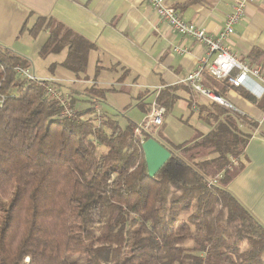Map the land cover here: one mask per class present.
Listing matches in <instances>:
<instances>
[{
	"label": "trees",
	"instance_id": "obj_1",
	"mask_svg": "<svg viewBox=\"0 0 264 264\" xmlns=\"http://www.w3.org/2000/svg\"><path fill=\"white\" fill-rule=\"evenodd\" d=\"M41 29L49 36L39 55L67 47L61 65L84 73L93 45L51 18L28 33ZM30 66L0 47V264H264V227L228 190L245 166L252 120L199 105L208 133L173 147L157 140L170 157L149 177L141 140L162 126L136 136L133 123L89 118L92 108L62 118L43 86L16 71ZM203 84L221 96L216 81ZM171 103L157 98L166 111Z\"/></svg>",
	"mask_w": 264,
	"mask_h": 264
},
{
	"label": "crops",
	"instance_id": "obj_2",
	"mask_svg": "<svg viewBox=\"0 0 264 264\" xmlns=\"http://www.w3.org/2000/svg\"><path fill=\"white\" fill-rule=\"evenodd\" d=\"M185 1L165 0V4L177 8ZM235 1L203 0L175 9L185 21L214 36ZM38 17L57 21L93 45L84 73L75 75L61 65L67 47L45 57L39 55L49 34L43 29L35 36L28 33ZM227 46L236 51L240 61L264 70V0H253L246 6ZM0 47L28 59L34 76L54 80L62 93L73 94L75 101L81 102L79 110L92 108L97 116L115 120L121 129L127 123H142L161 93H167L172 103L165 110L162 131L158 133L157 128L153 132L157 143L177 146L210 129L198 118V110H192L193 105L198 109L207 103L181 83L205 57L206 49L173 32L146 0H0ZM176 47L189 52L180 55L174 51ZM63 51L64 57H51ZM251 53H258L256 60L250 58ZM37 63L42 64L43 74L37 72ZM218 86L221 96L255 123L244 151L245 166L228 190L264 227V99L252 101L243 89L223 83Z\"/></svg>",
	"mask_w": 264,
	"mask_h": 264
},
{
	"label": "built area",
	"instance_id": "obj_3",
	"mask_svg": "<svg viewBox=\"0 0 264 264\" xmlns=\"http://www.w3.org/2000/svg\"><path fill=\"white\" fill-rule=\"evenodd\" d=\"M252 1L236 0L232 5L231 13L226 16L221 30L213 36L195 24L185 21L175 8L165 4V0H146L157 18L165 22L173 32L190 38L206 49L205 57L198 61L196 69L188 73L181 83L189 87L207 104H217L241 117H245V114L235 108L227 99L206 88L202 79L204 76H208L218 83L229 85L231 88L243 89L256 100L264 96V70L259 66L240 61L236 51L227 46V40L233 34L234 26L242 20L246 6ZM174 51L180 55L189 52L185 47H176ZM16 71L29 82L39 81L28 69H16ZM53 83L52 80H43L44 94L62 107L60 117H73L75 112L68 104L67 94L62 93L59 87L56 89ZM1 103L2 99H0V105ZM192 110H198L196 105H193ZM164 114L165 108L153 103L142 123L136 126L135 135H140L142 131H149L153 127L160 126ZM144 142L142 139L141 144ZM233 164L236 163L233 162Z\"/></svg>",
	"mask_w": 264,
	"mask_h": 264
},
{
	"label": "water",
	"instance_id": "obj_4",
	"mask_svg": "<svg viewBox=\"0 0 264 264\" xmlns=\"http://www.w3.org/2000/svg\"><path fill=\"white\" fill-rule=\"evenodd\" d=\"M145 165L149 177H154L169 159V152L154 139H148L142 144Z\"/></svg>",
	"mask_w": 264,
	"mask_h": 264
},
{
	"label": "rangeland",
	"instance_id": "obj_5",
	"mask_svg": "<svg viewBox=\"0 0 264 264\" xmlns=\"http://www.w3.org/2000/svg\"><path fill=\"white\" fill-rule=\"evenodd\" d=\"M64 54H65V51H63L61 54H59V55H52L51 57H54L56 60L57 59H60V58H62V57H64ZM36 66H37V72L39 73V74H43V72H44V70L43 69H41L42 68V64L41 63H37L36 64ZM29 70V69H28ZM30 71V70H29ZM31 72V71H30ZM36 77V76H35ZM38 78V77H37ZM39 79V81L38 82H31V83H38V84H41L43 87H44V85H43V80L44 79H40V78H38ZM25 80H27V79H25ZM54 83H53V85L54 86H56V89L60 86V84L59 83H57L56 81H54V80H52ZM29 82V81H28ZM80 101H74V108L72 109L74 112L76 111H79V105H78V103H79ZM81 103V102H80ZM84 110V109H83ZM95 113V114H94ZM97 115H98V113H96V112H93L92 114H90L89 115V118H97ZM154 128V127H153Z\"/></svg>",
	"mask_w": 264,
	"mask_h": 264
}]
</instances>
